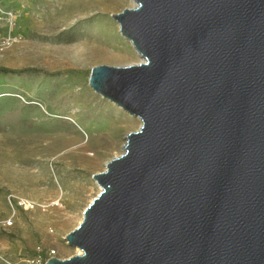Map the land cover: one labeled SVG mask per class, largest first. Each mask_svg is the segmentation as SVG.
I'll use <instances>...</instances> for the list:
<instances>
[{"label": "water", "instance_id": "95a60500", "mask_svg": "<svg viewBox=\"0 0 264 264\" xmlns=\"http://www.w3.org/2000/svg\"><path fill=\"white\" fill-rule=\"evenodd\" d=\"M133 1L89 85L141 125L45 264H264V0Z\"/></svg>", "mask_w": 264, "mask_h": 264}, {"label": "rangeland", "instance_id": "374dc122", "mask_svg": "<svg viewBox=\"0 0 264 264\" xmlns=\"http://www.w3.org/2000/svg\"><path fill=\"white\" fill-rule=\"evenodd\" d=\"M133 6L0 0V264L77 253L66 235L100 191L93 174L141 125L89 85L94 66L141 61L112 17Z\"/></svg>", "mask_w": 264, "mask_h": 264}, {"label": "built area", "instance_id": "2783aa9c", "mask_svg": "<svg viewBox=\"0 0 264 264\" xmlns=\"http://www.w3.org/2000/svg\"><path fill=\"white\" fill-rule=\"evenodd\" d=\"M53 256H56L55 250L38 248L34 255L25 260V264H45Z\"/></svg>", "mask_w": 264, "mask_h": 264}, {"label": "bare ground", "instance_id": "6f19581e", "mask_svg": "<svg viewBox=\"0 0 264 264\" xmlns=\"http://www.w3.org/2000/svg\"><path fill=\"white\" fill-rule=\"evenodd\" d=\"M132 2H133V5L135 4V2L132 0ZM130 41V40H129ZM132 43V42H131ZM133 45V44H132ZM134 47V46H133ZM135 49V48H134ZM135 51H136V49H135ZM137 52V51H136ZM138 53V52H137ZM138 55H139V53H138ZM139 57H140V55H139ZM140 59H141V57H140ZM142 60V59H141ZM138 63V62H137ZM95 98V97H94ZM97 99V98H96ZM97 101V100H96ZM94 106H95V104H94ZM97 106V105H96ZM138 119H140L139 117H137ZM141 121V120H140ZM116 123V122H115ZM79 139V138H78ZM93 139H92V137H91V135H89V139H88V142L85 144V145H81L78 149H82V148H84L86 145H89V144H92V141ZM107 140V139H106ZM111 140V139H110ZM106 142V141H105ZM93 157V156H92ZM100 189H101V187H100ZM82 218H83V216L81 217V219H80V221H79V223L81 222V220H82ZM78 248V247H77ZM77 253H81V250L78 248L77 249Z\"/></svg>", "mask_w": 264, "mask_h": 264}]
</instances>
